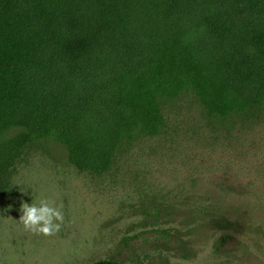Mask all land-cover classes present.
<instances>
[{
    "label": "trees",
    "instance_id": "16d2710c",
    "mask_svg": "<svg viewBox=\"0 0 264 264\" xmlns=\"http://www.w3.org/2000/svg\"><path fill=\"white\" fill-rule=\"evenodd\" d=\"M184 98L220 130L264 108V0H0V194L35 144L108 174Z\"/></svg>",
    "mask_w": 264,
    "mask_h": 264
},
{
    "label": "rangeland",
    "instance_id": "374dc122",
    "mask_svg": "<svg viewBox=\"0 0 264 264\" xmlns=\"http://www.w3.org/2000/svg\"><path fill=\"white\" fill-rule=\"evenodd\" d=\"M165 116V135L124 148L103 176L77 172L55 144L29 146L0 194V264H130L129 252L149 264H264V108L226 130L191 98ZM44 197L64 213L47 236L18 219L21 201Z\"/></svg>",
    "mask_w": 264,
    "mask_h": 264
},
{
    "label": "clouds",
    "instance_id": "9594fccd",
    "mask_svg": "<svg viewBox=\"0 0 264 264\" xmlns=\"http://www.w3.org/2000/svg\"><path fill=\"white\" fill-rule=\"evenodd\" d=\"M19 212L18 219L24 229L34 234L52 235L60 230L64 222L62 206L55 205L46 197L35 203L21 201Z\"/></svg>",
    "mask_w": 264,
    "mask_h": 264
}]
</instances>
